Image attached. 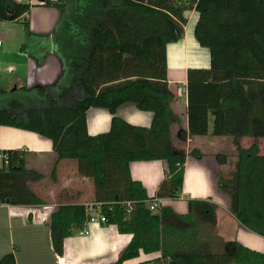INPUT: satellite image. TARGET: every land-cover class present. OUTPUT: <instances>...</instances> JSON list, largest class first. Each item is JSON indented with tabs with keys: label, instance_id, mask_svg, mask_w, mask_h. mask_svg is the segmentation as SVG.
Returning <instances> with one entry per match:
<instances>
[{
	"label": "trees",
	"instance_id": "16d2710c",
	"mask_svg": "<svg viewBox=\"0 0 264 264\" xmlns=\"http://www.w3.org/2000/svg\"><path fill=\"white\" fill-rule=\"evenodd\" d=\"M43 2L60 12L44 49L48 51L52 43L63 64L62 74L53 87H21L4 98L0 125L50 138L59 158L97 162L114 155L118 166L134 160H165L166 177L156 196L178 198L186 154L171 148L174 93L167 81L166 46L183 35L185 12L195 10L194 37L208 48L210 64L186 70L188 135H206L211 118V135L231 136L233 141L264 138V0ZM30 7L27 0H0V20L18 19ZM24 28L29 33L27 21ZM4 95L0 89V103ZM124 102L151 111V124L135 125L118 117L115 110ZM90 107L109 110L107 131L87 132L85 113ZM3 152L9 160L0 168V201L42 204L17 184L20 177H34L24 167L22 150ZM96 173L102 177L98 168ZM218 186L230 194L238 221L264 236V153L256 142L237 149L232 177L219 180ZM129 192V207L122 199L99 205L104 225L114 224L120 233L132 234L117 260L108 264H131L140 253L158 249L170 256L169 264H264V253L236 241L226 249L210 248L215 204L188 199L189 210L183 215L169 206L150 209L153 199L138 180L130 181ZM89 217L83 204L55 206L48 222L50 246L15 236V253L5 250L0 264H53L55 255L63 253L64 238L85 229ZM24 230L27 235V227Z\"/></svg>",
	"mask_w": 264,
	"mask_h": 264
},
{
	"label": "crops",
	"instance_id": "0c3cea01",
	"mask_svg": "<svg viewBox=\"0 0 264 264\" xmlns=\"http://www.w3.org/2000/svg\"><path fill=\"white\" fill-rule=\"evenodd\" d=\"M27 1L31 7L26 15L15 20H0V89L5 92L2 99L10 98L11 93L21 87H53L63 71V64L53 51L52 43L47 45L48 51L44 49L60 19L59 10L44 5L43 0ZM185 14L187 23L183 35L166 46L167 81L174 93L170 102L173 111L170 122L171 148L186 154L179 197L156 196L160 183L166 177L165 160H134L118 166L117 156L114 155L102 157L97 162L59 158L50 138L34 131L0 125V152L22 150L24 167L34 174V177H20L17 184L26 187L43 202L40 205H13L8 203V199L0 201V225L6 224L8 228L7 243L0 242V257L8 249L15 253V236L21 239L28 237L35 244L50 246L49 216L59 204H83L87 206L88 214L97 216L101 202H113L115 199H122L124 203L131 202V180L140 181L148 197L159 198L157 207L169 206L177 214L188 213V199L215 204L214 223L209 237L211 249H226L229 242L236 241L264 253V236L238 221L231 208L230 194L218 186L219 180L232 177L237 149L256 142L261 153H264V138L246 136L233 141L231 136L211 135V118L206 135H188L186 70L188 67H208L210 57L208 48L200 46L194 37L193 29L198 13L188 10ZM25 21L29 28L27 34ZM189 24L193 28L188 42L186 33ZM11 39L17 42L15 46L9 45ZM4 101L5 99L0 105H6ZM115 114L140 126H149L153 118L151 111L140 110L133 102L122 103L116 108ZM85 117L87 132L93 135L109 129L112 115L106 108L90 107L86 110ZM2 166L3 161L0 168ZM97 168L101 172V178L97 176ZM231 187L232 185L226 186ZM25 227L29 231L27 235ZM4 236L5 234L0 235ZM131 237V233H120L114 224L90 223L87 233L77 232L64 238L63 253L55 255L53 264L113 263Z\"/></svg>",
	"mask_w": 264,
	"mask_h": 264
},
{
	"label": "built area",
	"instance_id": "2783aa9c",
	"mask_svg": "<svg viewBox=\"0 0 264 264\" xmlns=\"http://www.w3.org/2000/svg\"><path fill=\"white\" fill-rule=\"evenodd\" d=\"M2 46V41L0 40V48ZM0 158L2 161L7 164L8 163V154L6 152H0ZM157 200L159 198H154L150 203H149V208L150 209H155L157 206ZM126 205L129 207L130 202H126ZM129 209V208H128ZM93 222H105V218L102 215H97L94 216L93 214H90V217L88 218L86 222V227L83 229L81 232L87 233V226L90 223ZM142 257H140L138 260L132 262L131 264H169L170 261V256L163 254L161 249L149 252V253H140Z\"/></svg>",
	"mask_w": 264,
	"mask_h": 264
},
{
	"label": "rangeland",
	"instance_id": "374dc122",
	"mask_svg": "<svg viewBox=\"0 0 264 264\" xmlns=\"http://www.w3.org/2000/svg\"><path fill=\"white\" fill-rule=\"evenodd\" d=\"M15 28V27H14ZM192 25L189 24L188 27H187V35H186V38L188 39V42L189 40L191 39V31H192ZM14 31V30H13ZM17 44V42L14 40V39H11L9 41V45L10 46H15ZM2 164V159L0 158V165ZM5 225V226H4ZM4 225H0V229H1V234H5L4 237H0V242L4 241L7 243V235H8V228H7V225L4 224ZM7 245V244H6ZM6 245H3V247H5Z\"/></svg>",
	"mask_w": 264,
	"mask_h": 264
},
{
	"label": "clouds",
	"instance_id": "9594fccd",
	"mask_svg": "<svg viewBox=\"0 0 264 264\" xmlns=\"http://www.w3.org/2000/svg\"><path fill=\"white\" fill-rule=\"evenodd\" d=\"M193 195H195V194H193Z\"/></svg>",
	"mask_w": 264,
	"mask_h": 264
}]
</instances>
